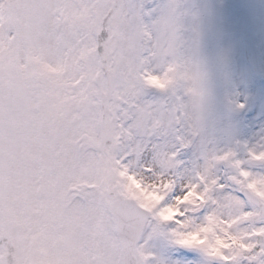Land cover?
<instances>
[{"label": "snow or ice", "instance_id": "6c2138e0", "mask_svg": "<svg viewBox=\"0 0 264 264\" xmlns=\"http://www.w3.org/2000/svg\"><path fill=\"white\" fill-rule=\"evenodd\" d=\"M151 3L0 0V264H264V128L213 117L202 14Z\"/></svg>", "mask_w": 264, "mask_h": 264}, {"label": "rangeland", "instance_id": "374dc122", "mask_svg": "<svg viewBox=\"0 0 264 264\" xmlns=\"http://www.w3.org/2000/svg\"><path fill=\"white\" fill-rule=\"evenodd\" d=\"M166 2L153 0L146 7ZM180 3L190 14H202L199 57L208 73L213 117L237 128L239 139L254 140L255 134L264 128V82L253 75L243 54L244 46L252 40L259 47L264 69V0H180ZM201 5L206 7L205 15L203 9L199 10ZM149 95L158 98L160 94ZM234 100L247 107L236 110L230 104ZM150 243L156 256L168 264L177 261L202 264L203 257L199 253L173 247L163 238ZM149 264H156V260Z\"/></svg>", "mask_w": 264, "mask_h": 264}, {"label": "water", "instance_id": "95a60500", "mask_svg": "<svg viewBox=\"0 0 264 264\" xmlns=\"http://www.w3.org/2000/svg\"><path fill=\"white\" fill-rule=\"evenodd\" d=\"M246 55H247L249 63H251L253 65L255 72L257 74H260L261 71H260V68L258 65L257 54L255 52H253L252 49H248V52Z\"/></svg>", "mask_w": 264, "mask_h": 264}, {"label": "bare ground", "instance_id": "6f19581e", "mask_svg": "<svg viewBox=\"0 0 264 264\" xmlns=\"http://www.w3.org/2000/svg\"><path fill=\"white\" fill-rule=\"evenodd\" d=\"M201 9H203V13L205 15L206 7L203 8V6L201 5L199 10L201 11ZM210 107H211V110H213V107L212 106H210Z\"/></svg>", "mask_w": 264, "mask_h": 264}]
</instances>
